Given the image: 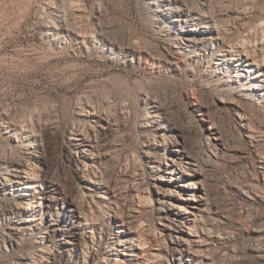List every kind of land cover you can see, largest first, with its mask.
<instances>
[{"label":"rangeland","instance_id":"1","mask_svg":"<svg viewBox=\"0 0 264 264\" xmlns=\"http://www.w3.org/2000/svg\"><path fill=\"white\" fill-rule=\"evenodd\" d=\"M151 2L0 0V154L8 155L13 150L16 153H12L14 158L30 159L31 164L40 168L44 184H55L61 188L64 194L57 203L59 222H64L63 213L70 201H78L76 192L83 183L68 158L67 130L70 123L85 124L79 120L82 113L79 110L84 100L105 109L113 123L108 147L102 151L108 153L99 170L103 182L109 183L115 190L118 204V208L114 209L117 213L115 218L104 219L101 225H96L95 230H85L77 243L65 246L58 237L55 246L59 252H54L48 262L41 264H104L102 259L105 257L106 264H119L113 260L116 254L108 253L111 247L123 241L124 229L121 224L124 218L136 226L141 238L149 241L146 250L159 249L167 257H161L157 264H207L210 260L217 264H264V182L259 175L258 164L264 160V106L245 97L248 95L241 91L240 86L228 80V74H218L206 67L205 62H195L187 55L180 54L178 32L167 21L159 20ZM217 2L238 6L239 0L236 4L234 0H213L210 4L216 6ZM252 5L261 11L264 0H252ZM63 17L69 21L74 19L72 22L76 20L74 24L87 30L99 25L103 37H108L121 47L128 41L135 43L141 57L136 55L131 64L130 56L109 59L103 53L98 35L91 42L87 55L75 51V44L67 38L58 39L60 30L53 28L59 27ZM159 53L169 58L170 63L161 60ZM168 53L178 59H172ZM188 96L195 97L203 112L192 110L187 103ZM154 103L160 105L166 120L181 132L188 153L198 161L197 178L203 181L205 190L209 192V206L216 213L211 215L212 221L215 218L212 233L223 237V240L212 243L204 242L197 261L186 256L166 254L165 243L158 241L161 238V224L166 221L165 218L171 220L168 217L171 212L166 203L168 198L162 207L157 206L153 184L161 185L156 177L162 173L151 172L145 156L147 149L155 153L156 147L161 148L156 146L160 139L155 135L154 126L150 123L147 125L148 121L145 120L146 112L152 114L149 106ZM237 105L247 111L253 128L259 131L254 143H250L241 133L234 111ZM6 114L13 123L16 121L19 128L27 125V120L31 118L46 117L48 121L44 124L43 142L39 149L32 139L26 140L23 131L20 137L21 141H25L23 144L11 140L2 120ZM201 118L215 121L224 145L229 147L217 158H211L199 136L194 133L196 121L208 126ZM159 119L162 123L163 119ZM152 143H156L155 146ZM126 168L138 174H135L134 180L117 175ZM130 188L146 194L152 205L146 202L148 205L144 207L145 203L142 205L132 199ZM96 194L101 195L102 191L97 190ZM178 195L186 197L181 190L174 194ZM10 202H14V199L0 191V205L5 206ZM179 203L185 202L181 200ZM90 205L95 208L93 204ZM98 216L101 215L96 212L94 219H99ZM15 223L17 226L19 222ZM7 225V222H3L0 234ZM40 234L41 231L33 230V234L18 248L0 250V264H12L19 254L34 252ZM166 244L171 245L168 239ZM122 253L127 255L129 252ZM117 258L120 261L125 256L120 254ZM139 261L146 264L141 259Z\"/></svg>","mask_w":264,"mask_h":264},{"label":"bare ground","instance_id":"2","mask_svg":"<svg viewBox=\"0 0 264 264\" xmlns=\"http://www.w3.org/2000/svg\"><path fill=\"white\" fill-rule=\"evenodd\" d=\"M211 1L213 0H192L187 3L184 0H152L151 5L155 6V14L159 20L167 21V24L178 32L179 43L177 45L180 54L187 55L195 62L197 60L205 62L206 67L212 68L211 70L218 74H228V80L232 84L240 86L241 91L248 95L245 97L250 100L252 98L258 105L264 106V9L258 11L256 8L259 9V7H254L252 0H239L238 6L218 4L220 1L217 2V5L215 4L216 6H211ZM236 1L234 0L235 4ZM60 21L59 27H53L55 30H60L58 39L67 38L72 41L75 44V51L84 52L87 55L91 42L98 35L103 53H106L111 60H118L121 56H130L131 64L136 55H141L133 42L128 41L121 47V45H117L118 43L107 39L108 37H103L99 25H95L93 30L92 28L87 30L85 27L83 29V27L80 28L74 24L76 20L72 22L71 19L69 21L65 17ZM79 24L81 25V23ZM82 24L84 26L83 22ZM158 56L162 57L161 60L164 59L165 63H170L169 58L162 53H159ZM171 58L178 59L174 54L171 55ZM187 103L192 110L203 112L195 97L188 96ZM149 108L152 114L146 112L145 120L148 121L147 125L150 123L154 126L155 135L160 139L156 146L161 148L154 147L155 153L147 149L145 156L151 172L162 173L160 177H156L161 185L153 184L157 194V206L162 207L168 198L169 201L166 203L170 206L168 210L171 212L168 215L171 220L165 218L166 221L161 224L159 234L161 238L158 241L165 243L166 254L173 257L186 256V258L197 261L196 258L201 252L199 249L204 242L211 241L210 243H212L223 240L222 236L212 233L215 218L212 221L211 215L216 213L211 211L209 206V192L207 193L205 190L203 181L199 177L197 178L198 161L188 153L187 143L181 132L166 120L165 112L159 104H150ZM102 109L84 100L80 106L79 111L82 113L79 115L81 117L79 120L85 124L75 121L77 124L70 123L71 125L68 127L67 148L70 151L68 158L73 164L75 172L83 179V183L76 192L78 201H70L66 212L63 213L65 219L62 223L58 221L60 215L57 212L58 200H62L59 197L64 194L61 188L55 184H44L40 168L31 164L30 159L14 158L13 150H10L11 155L0 154V191L14 199V202H10L8 205H0V227L3 222L8 224L0 234V250L7 251L18 248L28 236L33 234V230L41 231L37 237L38 240H36L35 251L19 254L12 264H41L43 261H47L54 252H59L55 246V239L58 237L63 240L65 246H68L77 243L85 230H95L96 225H101L104 219L115 218L117 213L115 214L114 209L118 208L115 190L109 183L103 182L99 170L108 153V151L107 153L102 151L108 147L109 133L113 130L112 121L105 109ZM234 111L239 119L241 133L250 143H254L257 140L258 129L253 128L254 125L252 126L247 111L245 112L238 105ZM123 113L125 112H121V114ZM159 118L163 119L162 123ZM2 120L7 126L6 133L9 134L12 141L23 144L25 141L20 139L23 131L26 133V140L32 139L36 148L39 149L43 142L44 124L45 121H48L45 116L41 115L27 120L28 124H23L22 128L17 126L16 121L13 123V120H9L7 114L2 116ZM201 120L204 119L201 118ZM116 122L114 123L117 125ZM196 122L194 133L199 136L201 144L211 155V158L223 155L229 147L224 145L222 134L215 121L204 120L208 126ZM155 144L152 143L154 146ZM29 148H33V146ZM157 153L160 155L157 156ZM34 156L38 157L36 154ZM263 161H259L258 164L260 166L259 175L264 182ZM135 174L126 168L125 171H120L117 175L134 180V177L138 175ZM190 177L192 180L189 181ZM97 190H101L102 194L97 195ZM177 190L183 191L186 197L174 196ZM129 193L132 195V199H136L138 203L142 205L145 203L144 207L148 205L146 202L152 205L150 198L143 192L130 188ZM181 200L185 203H179ZM90 204H93L95 208L89 207ZM96 212L101 215L98 216L101 219L100 222H97L98 218L94 219ZM137 212L139 211L137 210ZM127 216L132 218L131 215ZM15 222H19L17 226ZM121 225L124 229L122 230V232L124 231L123 241L116 245L118 248L111 247L112 249L110 248L108 253V255L116 254L114 262L143 264L139 261L141 259L146 264H157L162 258H167L159 252V249L146 250L149 241L139 236L136 226H133L127 218L122 219ZM166 239L171 243L170 246H167ZM122 252L129 253L126 255ZM259 253L257 252V254ZM120 254H123L125 258L118 261L117 257H120ZM106 261L107 257L102 259L104 264ZM207 264L217 263L210 260Z\"/></svg>","mask_w":264,"mask_h":264}]
</instances>
